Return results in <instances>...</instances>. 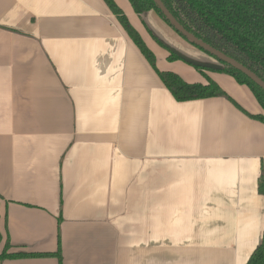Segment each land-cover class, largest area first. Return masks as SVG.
Listing matches in <instances>:
<instances>
[{
	"label": "crops",
	"instance_id": "0c3cea01",
	"mask_svg": "<svg viewBox=\"0 0 264 264\" xmlns=\"http://www.w3.org/2000/svg\"><path fill=\"white\" fill-rule=\"evenodd\" d=\"M113 1L156 69L233 102L173 99L103 0H0V252L61 255L0 264H245L264 234L261 107L169 61L151 34L181 54L183 38Z\"/></svg>",
	"mask_w": 264,
	"mask_h": 264
},
{
	"label": "trees",
	"instance_id": "16d2710c",
	"mask_svg": "<svg viewBox=\"0 0 264 264\" xmlns=\"http://www.w3.org/2000/svg\"><path fill=\"white\" fill-rule=\"evenodd\" d=\"M109 7L111 13L115 16L117 22L121 25L126 35L139 52L146 58L150 66L158 73L159 78L165 88L170 92L173 99L177 102H189L191 100H203L211 97H226L233 102L225 91L218 86L208 76L206 84L186 83L177 73L170 71H160L155 68L156 58L147 48L145 42L139 36L138 32L129 23L123 10L114 3L113 0H103ZM169 14L176 22L193 37L207 44L219 53H223L230 59L251 71L264 83V0H160ZM136 15L153 11L159 18L165 22L171 29L183 38L188 44L201 50L203 53L213 57L222 68L219 71L200 69L201 72L214 71L221 74H227L234 79L237 85L246 86L255 101L261 107L262 114L250 116L255 120L264 123V90L252 82L240 70L231 67L229 64L220 61L210 53L204 52L199 47L184 38L177 30L166 20L164 15L153 0H128ZM150 32V31H149ZM160 46L168 52V60H181L177 55L172 54L166 46L154 35L151 34ZM235 103V102H234ZM236 104V103H235ZM237 107H239L236 104ZM258 193L264 195V175L259 179ZM264 233V231H263ZM0 234V243H1ZM10 245L6 243L0 252V260L17 258H47L56 257L59 262L61 255L59 248L57 252L51 254L22 253L7 254ZM245 264H264V234L259 246L251 254Z\"/></svg>",
	"mask_w": 264,
	"mask_h": 264
},
{
	"label": "water",
	"instance_id": "95a60500",
	"mask_svg": "<svg viewBox=\"0 0 264 264\" xmlns=\"http://www.w3.org/2000/svg\"><path fill=\"white\" fill-rule=\"evenodd\" d=\"M156 6L159 7L161 10L162 14L166 18L168 22L177 30L178 33H180L184 38H186L188 41L193 43L195 46L199 47L202 49L204 52L210 53L211 55L215 56L218 58L220 61L225 62L229 64L231 67L237 69L238 71L240 70L242 73H244L252 82L255 84L259 85L263 90H264V83L257 77L255 76L251 71L243 67L241 64H238L234 60L230 59L223 53H219L207 44L205 45L203 42L199 41L197 38L193 37L191 34H188L180 25L178 22L174 20V18L169 14L165 6L162 5L160 0H153ZM163 43V42H162ZM164 44V43H163ZM165 45V44H164ZM166 48L172 53L177 55L182 61L187 63L188 65H192L194 67L200 68V69H209V70H216L219 71L222 66L218 62H203L199 60H195L193 58H189L184 54H181L180 52L176 51L174 48L172 49L171 47L165 45Z\"/></svg>",
	"mask_w": 264,
	"mask_h": 264
},
{
	"label": "rangeland",
	"instance_id": "374dc122",
	"mask_svg": "<svg viewBox=\"0 0 264 264\" xmlns=\"http://www.w3.org/2000/svg\"><path fill=\"white\" fill-rule=\"evenodd\" d=\"M178 38H180L178 35H176ZM160 39H162V38H160ZM180 39H182V38H180ZM163 40V39H162ZM164 41V40H163ZM182 42L186 45V48L183 50V48H182V50L181 51H183L185 54L184 55H186L187 57H191V58H193V59H195L196 61H197V59H201L200 57H197V56H195V55H193V54H197V55H203L204 57H206V59H208L210 62H216V60L215 59H213V57L212 56H210V55H208V54H205V53H203L201 50H199L198 48H195V47H193L190 43L188 44L184 39H182ZM188 48H193V49H195L196 51L195 52H193L192 54H189V52H187L186 50L188 49ZM175 50L176 51H179V50H177L176 48H175ZM180 52V51H179ZM181 53V52H180ZM201 55V56H202ZM208 61V62H209ZM263 175H264V170H263Z\"/></svg>",
	"mask_w": 264,
	"mask_h": 264
}]
</instances>
